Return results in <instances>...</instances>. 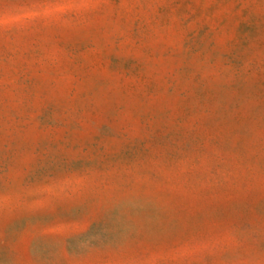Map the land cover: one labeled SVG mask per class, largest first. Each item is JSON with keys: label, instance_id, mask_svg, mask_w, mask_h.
<instances>
[{"label": "rangeland", "instance_id": "1", "mask_svg": "<svg viewBox=\"0 0 264 264\" xmlns=\"http://www.w3.org/2000/svg\"><path fill=\"white\" fill-rule=\"evenodd\" d=\"M0 264H264V0H0Z\"/></svg>", "mask_w": 264, "mask_h": 264}]
</instances>
